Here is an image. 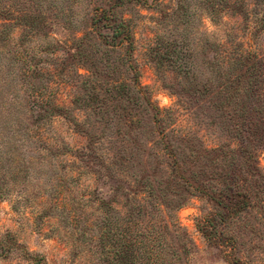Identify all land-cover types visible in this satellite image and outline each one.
<instances>
[{
    "label": "rangeland",
    "instance_id": "374dc122",
    "mask_svg": "<svg viewBox=\"0 0 264 264\" xmlns=\"http://www.w3.org/2000/svg\"><path fill=\"white\" fill-rule=\"evenodd\" d=\"M262 17L0 0V264H264Z\"/></svg>",
    "mask_w": 264,
    "mask_h": 264
},
{
    "label": "trees",
    "instance_id": "16d2710c",
    "mask_svg": "<svg viewBox=\"0 0 264 264\" xmlns=\"http://www.w3.org/2000/svg\"><path fill=\"white\" fill-rule=\"evenodd\" d=\"M260 21H261V27H262V29H264V17H262V19H261ZM125 33H126L125 29L122 28L121 30H118V31L116 32V36H117L118 39L120 40L121 36H123V37L126 36ZM123 37H122V39H123ZM125 38H126V37H125ZM124 40H125V39H124Z\"/></svg>",
    "mask_w": 264,
    "mask_h": 264
}]
</instances>
